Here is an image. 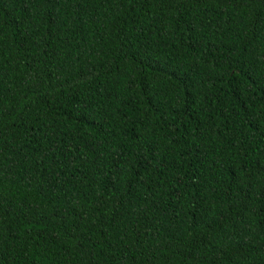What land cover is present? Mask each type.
<instances>
[{
    "label": "trees",
    "instance_id": "obj_1",
    "mask_svg": "<svg viewBox=\"0 0 264 264\" xmlns=\"http://www.w3.org/2000/svg\"><path fill=\"white\" fill-rule=\"evenodd\" d=\"M0 264H264V0H0Z\"/></svg>",
    "mask_w": 264,
    "mask_h": 264
}]
</instances>
